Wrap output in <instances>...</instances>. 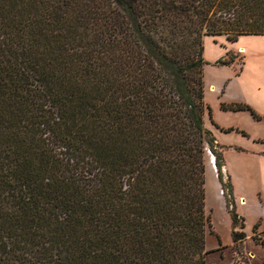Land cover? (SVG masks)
<instances>
[{"label":"trees","instance_id":"trees-1","mask_svg":"<svg viewBox=\"0 0 264 264\" xmlns=\"http://www.w3.org/2000/svg\"><path fill=\"white\" fill-rule=\"evenodd\" d=\"M208 36H264V0H0V264H208L207 149L243 253Z\"/></svg>","mask_w":264,"mask_h":264},{"label":"crops","instance_id":"crops-1","mask_svg":"<svg viewBox=\"0 0 264 264\" xmlns=\"http://www.w3.org/2000/svg\"><path fill=\"white\" fill-rule=\"evenodd\" d=\"M233 79L228 80L224 85L209 86V91L215 95L216 102L212 108L210 107L214 124L211 122L212 126L208 128L222 147L223 170L232 185L234 208L238 215L245 219L244 252L249 257L250 264H264V246L254 239L257 235L264 240V133L252 132L254 126L264 127V111L258 110L256 104L245 98L244 89ZM235 103L250 106L263 118L256 120L248 111L222 109L223 104ZM216 113L221 116L226 115L230 122H220L215 117ZM216 170L215 168L213 170L211 165L206 168V177L210 173L214 180L210 194L206 188L207 181L205 185V203L209 204L206 209L211 215V228L206 236V261L208 264H234L235 244L232 240V220ZM214 208L224 211L226 225L214 227ZM256 225L257 230L254 233L253 229Z\"/></svg>","mask_w":264,"mask_h":264},{"label":"rangeland","instance_id":"rangeland-1","mask_svg":"<svg viewBox=\"0 0 264 264\" xmlns=\"http://www.w3.org/2000/svg\"><path fill=\"white\" fill-rule=\"evenodd\" d=\"M243 48L244 50L240 49ZM204 60L207 65L204 67L205 102L211 108L215 105L216 97L210 93L211 84H225L228 80H235L244 89L245 98L256 104L257 109L264 111V36H242L236 42H230L224 36L204 38ZM218 60H226L229 65H219ZM233 60V61H231ZM253 93H252V92ZM234 94V93H233ZM243 96V94H240ZM216 119L222 123H229L230 119L226 115L215 114ZM205 123L207 127L212 126L211 120L206 114ZM254 133H264V127L254 126ZM217 151H222L217 148ZM215 156L207 149L206 168L210 165L216 169ZM217 171V170H216ZM223 182L229 183L222 167ZM207 191L209 194L213 189V175L208 173L206 177ZM209 204L206 202V207ZM234 206L230 210H234ZM213 225H226V215L219 208H214ZM206 215L211 217L206 209ZM211 223V221H210ZM210 228L207 229L209 232ZM234 263L250 264L249 257L245 254H237L234 249ZM207 262V261H206Z\"/></svg>","mask_w":264,"mask_h":264}]
</instances>
